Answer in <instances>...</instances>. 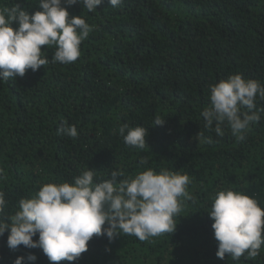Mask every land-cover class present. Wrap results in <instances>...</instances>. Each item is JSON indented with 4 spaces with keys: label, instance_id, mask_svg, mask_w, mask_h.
<instances>
[{
    "label": "trees",
    "instance_id": "obj_1",
    "mask_svg": "<svg viewBox=\"0 0 264 264\" xmlns=\"http://www.w3.org/2000/svg\"><path fill=\"white\" fill-rule=\"evenodd\" d=\"M13 4L39 10V0H0V8ZM68 12L93 26L78 59L53 62L55 46H42L48 64L0 81V191L7 201L0 220L10 222L19 201L42 185L73 182L89 168L94 183L112 171L121 173L119 182L167 169L191 179L173 233L148 241L94 236L76 261L58 264H264V245L256 257L218 258L208 215L225 189L264 206V100L257 96L260 119L243 141L227 123L217 135L216 123L206 127L202 116L220 80L239 73L264 84V0H123L117 7L105 0L93 12L81 4ZM156 117L164 123L154 125ZM71 125L77 137L58 133ZM125 125L148 129L144 149L125 143ZM7 236H0V264L28 254L36 261L22 264H53L39 247L9 248Z\"/></svg>",
    "mask_w": 264,
    "mask_h": 264
},
{
    "label": "clouds",
    "instance_id": "obj_2",
    "mask_svg": "<svg viewBox=\"0 0 264 264\" xmlns=\"http://www.w3.org/2000/svg\"><path fill=\"white\" fill-rule=\"evenodd\" d=\"M122 2L107 0L112 7ZM104 3L39 0V10L31 14L19 4L0 8V81L23 77L28 70L36 72L48 64L42 46H55L53 62H75L93 26L81 16L70 17L68 7L81 4L93 12ZM257 96L264 100V84L255 79L237 73L220 80L211 86L210 105L202 112L206 127L211 128L215 122L217 135H223L221 125L227 123L237 141H243L249 126L260 119L255 110ZM163 123L159 117L154 120V125ZM58 133L73 138L78 135L75 125L61 126ZM119 133L127 145L139 149L147 146L148 129L142 125H125ZM146 162L145 158L142 163ZM95 175L89 168L73 182L46 183L32 198H22L19 209L8 218L10 222L0 220V236L8 232V247H39L53 264L73 262L88 250L94 236L112 240L123 234L148 241L173 233L177 226L174 218L181 212L183 200L191 199L187 173L148 168L117 182L121 173L112 171L110 179L99 183H94ZM6 203L5 193L0 191V213ZM208 215L214 221L211 227L218 242V258L228 255L237 260L245 253L250 257L260 254L264 245V206L255 196L234 189L220 190ZM36 259L28 254L17 257L15 264Z\"/></svg>",
    "mask_w": 264,
    "mask_h": 264
}]
</instances>
